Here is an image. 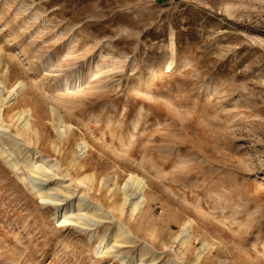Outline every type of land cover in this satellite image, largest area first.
Segmentation results:
<instances>
[{"label": "rangeland", "instance_id": "rangeland-1", "mask_svg": "<svg viewBox=\"0 0 264 264\" xmlns=\"http://www.w3.org/2000/svg\"><path fill=\"white\" fill-rule=\"evenodd\" d=\"M0 60L32 110L86 138L88 161L65 170L92 181L70 202L91 201L80 214L100 205V232L131 227L138 241L123 255L151 263L144 246L161 255L152 264H264V0H0ZM69 72L80 85L69 78L67 90ZM128 173L148 186L133 222L109 212ZM56 174L52 187L67 181ZM53 214L0 162V264H118ZM186 219L184 248L173 239Z\"/></svg>", "mask_w": 264, "mask_h": 264}, {"label": "bare ground", "instance_id": "bare-ground-1", "mask_svg": "<svg viewBox=\"0 0 264 264\" xmlns=\"http://www.w3.org/2000/svg\"><path fill=\"white\" fill-rule=\"evenodd\" d=\"M161 63L160 60L155 61L145 70V80L153 77L159 67L162 68ZM167 64H165V67ZM4 66L6 65L0 60V75L2 78L0 83V162L14 173L20 184L39 202L40 206H49L53 210L54 222L59 227L71 226L77 232L83 233L89 242H95V256L111 258L118 264H152L156 261L160 262L161 255L144 246L140 247V252L143 255H150L153 258L151 263H144L130 255H123L120 246L122 244L135 245L138 240L133 235L132 228L126 226L120 220H116L112 229L106 226L100 232L97 227L100 224L99 222L104 219V217L96 215L98 211H102L100 205L91 209L90 214H80L79 211H84V208L91 203L88 199L80 198L78 199L77 210H75L70 202L73 195L77 193V188H86V185L89 182L91 183L92 177L84 176L85 174L77 175L74 172L77 175L74 179L69 175L71 172L66 174L65 169H69V171L70 169H79L82 164H85L88 161L91 146L84 136L76 137L72 124L68 123L57 112L45 115L38 108L32 110L31 103L25 100L27 92L25 90L19 91L24 82L18 78L12 83L13 77L8 71V67L5 68ZM3 68H5V72L2 73ZM73 73L69 72V77L61 82V85L67 90L70 87L69 78L80 85L79 80L77 81L74 78ZM3 91L6 92L7 97L4 96L5 94L2 95ZM11 97H14L12 100H14L15 106L13 107L9 105ZM46 119V123L49 122L56 132L58 139L56 142H51L46 134L47 124L44 123ZM67 133L68 136H66ZM44 143H48L50 147L48 150L40 149V146H44ZM31 146L32 148H30ZM74 147L78 148L79 153L86 154L87 158L82 161L74 159L72 157ZM33 168H36V170ZM53 171L61 174L64 179L67 178V181L57 183L56 187H52L50 182L48 183L49 176L46 173L52 175ZM65 183H68L66 188L71 189V191L59 189V186ZM122 183L121 199L114 198L115 191L119 189L120 185L116 183L114 189L109 190V198L112 199L109 204L111 209L109 212L116 211L119 215H122L126 209L129 220L133 222L146 209L148 186L143 178H139L132 173H128L126 180ZM82 191L80 192L82 193ZM80 192L78 191V193ZM192 223L191 219L183 220L180 223V230L173 239L180 247H186L182 239L186 238L190 241L193 238ZM210 247L212 246L205 241L203 252L206 249L210 250ZM198 259L197 256L196 260Z\"/></svg>", "mask_w": 264, "mask_h": 264}]
</instances>
